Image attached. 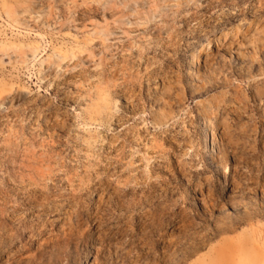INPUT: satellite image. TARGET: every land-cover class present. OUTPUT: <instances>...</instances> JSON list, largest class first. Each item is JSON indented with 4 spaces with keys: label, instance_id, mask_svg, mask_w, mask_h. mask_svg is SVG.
Listing matches in <instances>:
<instances>
[{
    "label": "rangeland",
    "instance_id": "1",
    "mask_svg": "<svg viewBox=\"0 0 264 264\" xmlns=\"http://www.w3.org/2000/svg\"><path fill=\"white\" fill-rule=\"evenodd\" d=\"M244 32L264 40V0H0V264H165V242L264 264V46Z\"/></svg>",
    "mask_w": 264,
    "mask_h": 264
},
{
    "label": "bare ground",
    "instance_id": "2",
    "mask_svg": "<svg viewBox=\"0 0 264 264\" xmlns=\"http://www.w3.org/2000/svg\"><path fill=\"white\" fill-rule=\"evenodd\" d=\"M258 24V21L257 20H255L254 22H253V27H254V25H257ZM243 23L242 22H240L238 25H235V26H233L230 30H227V31H221V33H219L217 36H216V38L214 39V42H217V43H219V42H221V40L223 39H226L227 38V36L228 35H234V36H237L238 35V33L240 32V30H242V27H243ZM256 28V27H255ZM258 28V27H257ZM257 28H256V30H257ZM242 32V31H241ZM246 33H248V32H244L242 35H244V34H246ZM248 36V35H247ZM243 39H245L247 42H248V45L249 46H255L256 45V47H254V51L251 53V55H250V57L252 58V60L253 61H256L257 60V57H258V51L260 50V48H261V46L259 45V46H257L258 45V43H260L261 42V44L264 46V40H261V38L258 36H256V35H254V34H251V35H249V37H247L246 38V35H244V37H243ZM222 40V41H223ZM244 42V41H243ZM211 43H212V41H209L203 48H202V50H201V52L199 53V54H193V59H192V65L194 66V67H196V74H197V76L199 77L200 76V74H201V67H200V60H201V56H203V55H208V50L210 49V46H211ZM222 43V42H221ZM244 46V44H241L240 45V47L241 48H243V46ZM241 52V51H240ZM239 51H238V53H240ZM242 53V52H241ZM245 53V52H244ZM195 63H197V64H195ZM197 77V78H198ZM201 77V76H200ZM198 78V85H197V87L199 88V89H204L205 88V82L203 81V79L201 80V78ZM201 91V90H200ZM227 94V92H224V93H220V95H217V96H215L214 97V99L212 100V99H205V100H201L200 101V103H201V105L203 106V110H204V114H205V117H206V122H207V127L208 128H210L211 126H212V123H213V110L212 109H217V111H220V110H222V108L225 106V95ZM259 95V94H258ZM260 96V95H259ZM215 103L214 104V107H216V108H214L213 106H212V103ZM157 116V123L158 124H162V125H164L165 123H167V117H168V114L166 113V112H163V111H161L160 110V108L158 109V114L156 115ZM210 140H211V143H210V145H211V147H212V153H213V155L215 156V154H214V147H215V145H217V135H216V133H215V131L214 130H212L211 129V135H210ZM238 187V186H237ZM240 187V186H239ZM238 187V188H239ZM241 187H242V184H241ZM240 187V188H241ZM232 190H235L234 188H232ZM243 193H246V192H244L243 191ZM210 197H211V195H209ZM212 199V198H211ZM109 205V204H108ZM101 206L100 205H98V207L96 208V209H98L99 210V208H100ZM93 213V212H92ZM100 213V212H99ZM73 212L71 211L70 213H69V220H73ZM94 214V213H93ZM88 216L90 217L91 215L88 213ZM91 217H93V215L91 216ZM92 219V218H91ZM94 220V219H93ZM99 221V220H98ZM98 224V223H97ZM108 231V230H107ZM107 231H105L106 233H107ZM104 232V233H105ZM89 234H91V231L90 230H88V229H86V230H84L78 237H77V239L80 241V240H84L85 238H86V236H88ZM82 236H85V238H82ZM70 239V237H62V236H59L58 238H51V239H49V238H47L46 239V241L44 242V243H40V245H39V247H38V254L39 253H45L46 251H47V249L48 248H50V247H54V245L55 244H61V242L62 243H64V242H66L67 240H69ZM39 240V239H38ZM41 240V239H40ZM162 240V237H160V238H158V239H154V241H153V243H152V245L153 244H157L159 241H161ZM166 243H167V245H166ZM129 244H131V242L129 243ZM170 244H171V242H165V245H164V247H165V251H164V255H163V261L165 262V264H181L182 262H184V257H178V256H176V254H175V249H174V251H172L170 254H168V251H169V249H170ZM169 246V247H168ZM126 247L127 246H125V248H124V246H123V248H116L115 249V254H116V257H117V261L118 262H121L122 264H141V261H142V263H143V260L142 259H144L145 258V254H140V255H136V254H133L134 252H133V250H132V248L131 249H129V250H127L126 251ZM151 247V246H150ZM153 247V246H152ZM149 249V248H148ZM48 252V251H47ZM65 252V251H64ZM189 255L190 254H192V252L193 251H186ZM138 253V252H137ZM66 254V253H65ZM147 254V253H146ZM71 255V253L70 252H68L67 253V256H70ZM149 255V254H148ZM174 255V257H172ZM167 257V258H166ZM166 258V259H165ZM169 260H172V261H169Z\"/></svg>",
    "mask_w": 264,
    "mask_h": 264
}]
</instances>
